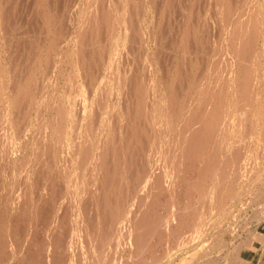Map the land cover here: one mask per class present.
Returning a JSON list of instances; mask_svg holds the SVG:
<instances>
[{
  "label": "bare ground",
  "instance_id": "6f19581e",
  "mask_svg": "<svg viewBox=\"0 0 264 264\" xmlns=\"http://www.w3.org/2000/svg\"><path fill=\"white\" fill-rule=\"evenodd\" d=\"M71 1L69 2L71 3ZM134 1L135 0H86L84 8H78L76 10V14L74 15L75 20L74 17L72 18V20L78 22L79 25L77 31L72 35L76 46V53H81V48L84 47H81V45L86 42V32H90L92 29L95 30L97 22L100 24L101 21V24H103L104 27L106 41L111 45V47H109L111 52L108 51L109 55H107L111 60L108 64L112 65L114 55L119 53V43H121V41H126L125 37L129 35L132 30L131 28L136 22L140 24L141 21L145 19V14L147 17H150L152 13V11H150L151 9L149 12L147 10L145 12L144 4L140 6V13L132 12L131 6H133L132 4ZM200 1L201 3L204 2L202 4L203 7L200 8L204 12L203 16L205 22H201L202 19L198 20V18L201 17L199 15L201 12L200 10L196 11L198 6H194L196 4L199 5L200 2L198 0H189V3H187V1V4L185 5L188 7L190 6L188 9L190 10V16H187V18L185 16V20L180 24L182 27L178 25V29L180 28L181 31L177 30L179 31V36L177 37L178 42H175L180 50H178V52H180L179 60L177 59L179 61V67L177 70L179 75L178 80H180V83L184 84L185 88L182 87L181 84L179 87L183 88V91L185 90L186 95L183 96L184 92L180 93L181 88L177 93L178 89L174 90V85L171 86L172 84L170 85L165 78L168 84H164V87H166L167 90H171L163 95L160 94L159 96L157 94L160 86L159 84L157 85L154 83L156 82L155 78L154 81V79L152 80L149 77L145 79L144 77V80L141 81H147L145 86L142 82L135 80V77L132 74V71H135V69L132 68L133 70L129 71L134 79L125 78L120 72L121 70L119 71L117 68L109 65V71L106 70L104 74L101 73L100 77L97 76L99 77L97 83L100 84L102 90L108 88L113 92L119 88V85L125 87V79L128 80L129 84L130 81H133L131 83L132 85L130 84V89L127 88L128 92H126L127 94L125 96L121 95L124 94V91H122L123 93H121L120 96L116 91V96L113 94L114 97H110V100L108 99L107 101L108 97L106 98L104 95H100V88H98L100 90H98L97 95L93 96V92L91 94V91L89 93L86 92L85 95V89L83 90V87L77 84L73 85L72 82L70 87H65L66 90L62 93L64 96L62 94L55 96L57 89H54L56 93L52 94L49 99L48 97H42L41 95L39 98V104L37 103L38 100L34 102L35 110L39 111V114H37L35 119V126L39 127L35 128L39 129L40 135H42L41 132L46 130L45 134L42 135V138L46 142L43 144V142L40 141L43 145L39 148V151H37V148L34 153L32 152L33 157L31 159L33 160L37 157L36 159L39 158L38 162L44 159L46 164L50 163L52 164V168L56 169L55 172L58 174H55L53 175L54 177H52V179H55L53 181L56 184V188L55 184L51 183L56 192L51 195V191L49 196L46 192L47 190H45V193L48 194L49 198H51V196L54 197L51 198L49 206H45L43 201L42 203L44 206H38L37 203L39 202L37 201H40L44 196H41V192V198L39 199L33 194L35 192V185L33 186V189H31L30 175L32 174L30 170L27 169L26 171L24 169V164L22 165V170L24 169V180L21 183L22 186L19 187V190H15V196L9 200V203L16 209L14 211L16 212V215H11L10 213L5 212V209L0 211V264H2V261H4L3 264H13V261L10 262L7 258L8 256L5 253V247H8V250L11 249L19 253V255L17 254L19 257L18 264H169L165 261L166 254L172 252L173 249L178 251L187 243L193 241L194 238L196 239V237H200L202 231L207 227H203L204 222L212 219L211 215L213 212L215 214L220 213V211L225 208L229 201V195L232 197L236 188L242 189L240 181L244 182V177L245 179H248V176L254 178L253 175L251 176L252 171L255 170V163L252 164L254 161L252 153L254 152L257 154L256 156H259L264 148V102L261 103V98H264V0ZM70 3L68 4L71 6ZM166 3H169L166 5V7H168L171 2L168 1ZM158 4H156V7H158ZM33 7L34 6L32 5V8ZM50 7L52 8V6ZM177 7H179V5ZM39 8L38 11H40ZM10 11L9 13L11 15ZM38 11H36V13ZM178 12L180 13L182 11H177V13ZM9 13L7 15H9ZM132 13L134 16H131ZM183 13H181L182 17L184 15ZM193 13L195 15L197 14L195 20L199 22L194 20L193 16L195 15ZM55 16L57 15L55 14ZM67 17L69 16L67 15ZM182 17H180L179 22H181ZM43 19L45 20V17ZM57 19L55 17V20ZM65 19L70 20L69 18ZM65 19H63L64 22L66 21ZM149 19L151 22L153 18ZM2 20L3 19L0 18V21ZM31 20L32 22L34 21L33 19ZM6 21L5 23L8 22ZM40 21L41 20H39V22ZM5 23L2 22L3 25H1L5 27ZM59 23L56 24L59 26ZM148 27L150 28V26ZM37 28L35 27V29ZM66 28L68 27L66 26ZM164 28H162V30H165ZM41 29L40 32L44 30L42 29L41 31ZM156 29L157 31L159 30V28ZM149 30H151V28ZM30 31L27 34L31 33ZM57 32L58 28L56 33ZM2 34L5 35L6 33L3 32ZM60 35H62V33H60ZM89 35L90 33L88 36ZM91 36H93V33ZM135 36L138 38L139 35ZM29 38V42H31V37ZM102 38L104 39L103 36ZM128 38H130V36ZM40 39H42V37ZM200 40H205L206 44H209L210 40L211 42L209 44V49L208 45L206 46L207 48L205 47L207 51L202 47L204 51L201 50L205 54H203L204 57L202 56V59L199 62L196 60L198 58L197 55L194 58L191 56L193 53L191 50H193L197 41ZM88 41L91 40L89 39ZM134 41L138 43V40ZM167 41L169 40L167 39ZM40 42L41 40L39 43ZM46 42L48 41L46 40ZM95 42H97V40ZM160 42L163 43L161 40ZM22 43L23 46L26 44L23 41ZM128 43H130V41H128ZM175 43L172 42V44ZM46 44L47 43H45V45ZM5 46H7V44ZM25 47L27 46L25 45ZM25 47L24 49H26ZM51 47L53 48V46ZM78 47L80 48L78 49ZM165 47H167V45ZM67 48L69 47L67 46ZM4 50L6 51V49ZM87 50L90 49H86V52ZM174 50L177 49L174 48ZM12 51L13 50H11V52ZM29 51H31V49ZM128 51L130 52V50ZM31 52H34V50ZM96 52L95 49L94 54ZM99 52L100 51L98 50V53ZM171 52L173 53V51ZM143 53H145V50ZM121 54H123L122 50ZM99 55L102 54L99 53ZM156 55L157 53L155 54V58ZM164 55L166 57V54ZM30 56H32V54ZM126 56L128 57V55ZM171 56L172 55L168 58L173 60L174 55ZM35 58L37 59V57ZM96 59H98V57ZM148 59L151 58L149 57ZM49 60L51 59L49 58ZM49 60L47 61L49 62ZM123 60L125 62L126 59ZM131 61L133 60L131 59ZM149 61L151 63L154 60ZM167 61H170V59ZM193 61L196 65L199 66L200 64V66H202L201 70L199 69L198 76L194 80H191V77L188 78V74H192V68L195 69L194 65H192L193 67L191 66ZM84 62L86 61L84 60ZM100 62L97 64L100 65ZM124 62H121V64L123 63L122 65H125ZM84 64L86 65V63ZM11 65L13 66L12 63ZM50 65L52 66V64ZM127 65L128 64L126 63V66ZM74 66L75 69L77 68L74 72L75 75H73L75 76V79L85 74L84 71L81 70L82 68L79 59L74 61ZM2 67L0 68L2 69ZM25 67L27 68V66ZM133 67L135 66L133 65ZM99 68H101V65ZM48 70L50 71V69H47V73L49 74ZM92 70H95V68ZM126 70L128 71L127 68ZM9 71H11V69H9ZM163 71L161 70V72ZM197 71L198 70L194 73L197 74ZM137 72L136 74H138ZM164 72L168 73L170 71ZM55 74L53 75L56 77ZM0 76L1 78H4L2 72ZM22 76L20 75V77ZM73 76L72 80L74 79ZM112 76H116V79L113 77V79H115L114 82L111 81ZM138 76L136 78H139ZM50 77H52V75ZM164 77L161 78V81ZM39 78L38 75V79ZM43 78H45V73ZM75 79L74 82L76 83ZM85 79V75H83L82 80L87 81ZM169 79L171 78L169 77ZM13 80H15L14 77ZM230 80H232V87L230 86ZM46 81L48 86L50 85V82H53L51 79ZM166 81L163 80L164 83H166ZM175 81L174 83H179ZM63 83L61 84L63 85ZM46 85V83L43 84L44 87H46ZM29 86L26 83L23 86H19V81H15V85H12L10 95L14 96L15 93L18 92L16 96L20 94H27L30 96L31 91L28 92ZM41 86L42 84L40 83L37 86L38 88L35 89L40 92ZM4 90L5 86L0 83V96L4 94ZM40 94L42 93L40 92ZM71 94H74V100L72 99ZM179 94L181 95L178 96ZM16 96L13 97V105L17 104V101L15 100ZM4 98L6 99V97ZM8 101L10 102V100ZM90 103H95L96 107L93 108L91 105L92 107L90 109ZM20 104L22 105V103ZM24 104H26V102ZM2 107L5 108L4 105H2ZM21 107L26 108V106ZM3 108H1V110H3L2 113L4 112ZM25 108L21 109L22 111L20 110L22 115L29 110V107L26 111ZM43 108L53 110V113L51 117L49 116L48 120L41 117L42 113L40 114V110H43ZM51 110H49V112ZM29 112L30 111H28V113ZM16 113L17 112L15 111V114ZM20 115L21 114H19V116ZM38 115L40 120H37ZM0 125L2 126V129H4L6 123L4 122L3 117H0ZM19 129H21V127H19ZM4 130L3 132H5ZM2 142L4 143L3 145L6 146V144H9V139L7 140L3 138ZM30 142L33 143V141ZM5 149H7V146ZM3 151L1 152L4 153ZM8 154L11 155V153ZM6 155L5 157H7ZM25 158L24 160H26ZM21 162L25 163L23 160ZM74 165H77L78 167V170H76L75 173L70 171ZM259 165L256 167H259ZM20 167L21 166L19 165L18 169H21ZM39 169L41 170L40 167L38 170ZM231 169L234 170V174H227V171ZM55 172H53V174ZM36 173H38V171ZM49 175L50 174L48 173L47 176ZM21 176L23 175L21 174ZM49 180L51 181V178ZM41 185L39 187L40 191L43 190L42 186H44ZM45 188L47 189V187ZM32 190H34V192ZM13 235H18L20 240L12 241ZM156 237L158 241L154 240ZM160 245L163 246V248ZM159 247L162 248L161 251H158L160 249ZM250 247L251 246L247 248L250 249ZM157 248L159 249L156 251L155 249ZM151 249L154 253L152 252L153 254H151V256H145L147 251L150 252ZM237 249L238 248L234 250ZM160 252L163 253L162 256L164 257L158 256L160 255ZM177 264L187 263L180 260Z\"/></svg>",
  "mask_w": 264,
  "mask_h": 264
},
{
  "label": "rangeland",
  "instance_id": "374dc122",
  "mask_svg": "<svg viewBox=\"0 0 264 264\" xmlns=\"http://www.w3.org/2000/svg\"><path fill=\"white\" fill-rule=\"evenodd\" d=\"M21 1V2H20ZM32 1L33 0H0V11H1V19H3L2 21H0V52H3L0 53V67H2V69L0 68V75H1V72L3 73V77L4 78H1L0 76V80L1 84H3L5 86V90H4V94L2 96H0V117H3V120L4 122L6 123V125L4 126V129H2V126L0 125V211L4 210L5 212L7 213H10L11 215H16L14 212L16 209L13 205H11L9 203V200H11L14 196H15V190H19L22 186V182H23V177H24V174H23V171L24 169L27 171L30 170L31 174L30 175V182H31V185H32V188L33 189V186H34V190H32L34 193V195L36 197H38L39 199L41 198L40 197V194L41 196L45 199V202H44V199L41 198L40 201H37L39 203H37V205H43V203H45V206H49L50 205V201H51V198L54 197V196H51V198H49L50 196V193L51 195H53L56 190L54 191V189L56 188V184L53 180H55L54 178L52 179V177H54L53 175L55 174H58L56 173V169L55 168H52V164L50 163H45L44 162V159H42L40 162H38L39 158L36 159H31L33 156V153L36 151H39V148L46 142L43 138H42V135L45 134V131L44 132H41L42 135H40L39 133V129H36L38 128L37 126H35V119H36V116L37 114H39L38 112L39 111H36L35 110V103L37 100V103L39 104V98L43 96H46L48 97V99L51 97L52 94H55L56 92V95L55 96H58L59 94L61 95L62 93H64V91L66 90L65 87H70L72 85V82H73V85L77 84L81 87H83V90L85 89V95H86V92H90L91 91V94L93 92V96L94 95H97L98 93V90H100V84H98V80L99 77L101 76V73L104 74V72L106 70H108V66L111 65V64H108L111 60L109 59L108 55H109V52H111V49L109 47H111V45L108 44V42L106 41V37L104 35V27H103V24H101V21H100V24L99 22H97V26H95V30L92 29L87 32L90 33V35L88 36L89 33L86 32L85 34V44L81 45V53L77 54L76 53V46H75V43H74V38H73V34L74 32L77 31L79 25H78V22L74 21L75 20V17L74 15L76 14V10L78 8H81L83 9L84 6H85V1L86 0H34L33 1V4H32ZM38 1V3H37ZM40 1V2H39ZM43 1V2H42ZM57 4H56V2ZM71 1V3L69 2ZM144 1V2H143ZM154 1V2H153ZM164 1V2H163ZM135 0L134 3L132 4L133 6H131V10L132 12H136V13H140V6H142L143 4L145 5L144 6V9H145V12L146 10L149 12L152 11L150 17H147L146 14H145V19L141 21V23H137L133 25V27L131 28L133 30L130 31L129 35H127V37H125V40L124 42L121 41V43H119V53L117 55H114V59L112 60V65L114 68H117L124 76L125 78H133L135 77V80H137L138 82H142V84H144L146 86V82L147 81H141V80H144V77L145 79H147L148 77L151 78L152 80L155 78L156 79V82H154L155 84H159V91H158V94L160 96L167 93L168 91H170L171 89L167 90L166 87H164V84H172L171 86H173L174 90H177V93L178 91H180V88L179 85L181 84L182 87L185 88L184 84L180 83V80H178V67H179V54L180 52H178L179 48H178V45L177 43L175 42H178V36H179V31H181V29L179 28L178 29V25H180L185 19V16L187 18V16H190L189 14V7L185 4L189 3V0ZM170 1V6L168 5V7H166L167 4L169 3H166ZM188 1V2H187ZM200 2V6L199 5H194V6H198V10H200L201 14H199L201 17L198 18L199 19H202L201 22H205V19H204V16H203V10L201 9L203 7V0L201 3L200 0H198ZM15 2V3H14ZM52 2V3H51ZM61 2V3H60ZM79 2V3H78ZM84 2V4H83ZM147 4H146V3ZM149 2V3H148ZM158 2V3H156ZM162 2V3H161ZM178 2V3H177ZM187 2V3H186ZM10 3V4H9ZM18 3V5H17ZM20 3V4H19ZM37 3V4H36ZM40 3V4H39ZM51 3V4H50ZM70 3L71 6L68 4ZM12 4V5H11ZM41 6H39V5ZM45 4V6H44ZM83 4V6H82ZM106 4V3H105ZM104 4V5H105ZM155 4V5H154ZM158 4V7H156ZM191 4V3H190ZM189 4V5H190ZM10 5V6H9ZM32 5L34 6L32 8ZM37 5H38V8L40 11H38V8H37ZM58 5V6H57ZM68 5V6H66ZM160 5V6H159ZM173 5V6H172ZM179 5V7H177ZM186 7H185V6ZM12 6V7H11ZM36 6V7H35ZM47 6V7H46ZM52 6V8L50 7ZM60 6V8H59ZM184 6V7H183ZM134 7V8H133ZM149 7V8H148ZM177 7V8H176ZM201 7V8H200ZM35 8V9H34ZM43 8V9H42ZM57 8V9H56ZM73 8V9H72ZM76 8V9H75ZM165 8V10H164ZM175 8V9H174ZM179 8V10H178ZM186 8V9H184ZM11 9V11H10ZM56 9V10H54ZM69 11H68V10ZM75 9V10H74ZM101 9V8H100ZM182 9V10H181ZM5 12H4V11ZM16 10V11H15ZM35 12H34V11ZM47 10V11H46ZM61 10V11H60ZM66 10V11H65ZM134 10V11H133ZM157 10V11H156ZM163 10V11H162ZM168 10V11H167ZM9 11L11 12V15L9 13ZM36 11H38L36 13ZM57 11V12H55ZM72 11V12H71ZM138 11V12H137ZM162 11V12H161ZM173 11V12H172ZM177 11H182V12H178ZM184 11V13H183ZM195 11V10H193ZM9 15H7L8 13ZM14 12V13H13ZM16 12V13H15ZM34 12V13H33ZM59 12V13H58ZM63 12V13H62ZM74 12V13H73ZM4 13V14H3ZM43 13V14H42ZM71 15H69V14ZM165 13V14H164ZM183 13V17H182V14ZM39 16H37V15ZM53 14V15H52ZM55 14L57 16H55ZM98 14H99V11H98ZM155 14V15H154ZM180 14V15H179ZM194 14V13H193ZM5 15V16H4ZM35 17H34V16ZM59 15V17H58ZM66 15V16H65ZM67 15L69 17H67ZM178 15V16H177ZM195 15V14H194ZM197 15V14H196ZM196 15L193 16L194 20L196 19ZM71 16V17H70ZM131 16H134L133 13ZM165 16V17H164ZM169 16V17H168ZM181 18V22L180 21V17ZM203 16V18H202ZM3 17V18H2ZM40 17H45V20L43 18H40ZM55 17L57 20H55ZM74 17V20H72V18ZM175 17V19H174ZM178 17H179V21H178ZM11 18V19H10ZM16 18V19H15ZM40 18V19H39ZM65 18H69L70 20H67ZM149 18H153L152 21L150 22V19ZM157 18V19H156ZM171 18V19H170ZM33 19L34 21L32 22ZM53 19V20H52ZM65 19L66 21L64 22ZM160 19V20H159ZM8 22H7V21ZM13 20V21H12ZM39 20H41L39 22ZM61 20V21H60ZM168 20V21H167ZM176 20V21H175ZM5 21L7 23H5ZM12 21V22H11ZM38 21V22H36ZM45 21V22H44ZM56 21V22H55ZM73 21V22H72ZM157 21V22H156ZM163 21V22H162ZM178 21V23H177ZM196 22H199L197 20H195ZM2 22H4V26L3 27L2 25ZM35 22V23H34ZM44 22V23H43ZM55 22V23H54ZM60 22V23H59ZM63 22V23H62ZM103 22V21H102ZM41 23V24H40ZM54 23V24H53ZM56 23H59V26L58 24ZM73 23V25H72ZM148 23V24H147ZM155 23V24H154ZM163 23V24H161ZM2 24V25H1ZM20 24V26H19ZM46 26H44V25ZM62 24V25H61ZM38 25V26H37ZM41 27H40V26ZM43 25V27H42ZM56 25V26H55ZM164 25V26H163ZM169 25V26H168ZM58 26V27H57ZM61 26H62V30H61ZM66 26L68 28H66ZM102 26V27H101ZM150 26L151 30H149L150 28L148 27ZM160 26V27H159ZM172 26V27H170ZM3 27V28H1ZM35 27L37 29H35ZM47 27V28H45ZM60 27V29H59ZM121 27V26H120ZM164 28L165 30H162V28ZM180 27H182L180 25ZM9 28V29H8ZM44 29L42 31V29ZM57 28H58V32L56 33L57 31ZM65 28H66V31H65ZM76 28V30H75ZM98 28V29H97ZM147 28V29H146ZM149 28V29H148ZM156 28H159V30L157 31ZM167 28V29H166ZM40 29L42 32H40ZM55 29V30H54ZM136 29V30H135ZM141 29V30H140ZM161 29V31H160ZM31 30V31H30ZM39 30V31H38ZM50 30V31H49ZM64 30V32H63ZM139 32H138V31ZM153 30V31H152ZM179 30V31H177ZM9 31V32H8ZM31 32L29 34H27L28 32ZM35 31V32H34ZM61 31V32H59ZM123 31V29H122ZM138 33H137V32ZM149 31V33H148ZM157 31V33L155 34V32ZM211 31V29H210ZM6 33L5 35L2 34V33ZM9 34H8V33ZM44 32V33H43ZM66 32V33H65ZM69 32V33H68ZM71 32V34H70ZM93 33V36H91V34ZM99 32V33H98ZM101 32H102V35H101ZM136 32V33H135ZM141 32V33H140ZM150 32H151V37H150ZM153 32V33H152ZM165 32V33H164ZM18 35H16V34ZM35 33V34H34ZM38 33V34H37ZM43 35H42V34ZM55 33V34H54ZM60 33H62V35H60ZM65 33V34H64ZM133 33V35H132ZM145 33V34H144ZM172 33V34H171ZM40 34H41V37L43 39H40ZM45 34V35H44ZM139 35L138 38L135 36V35ZM141 34V35H140ZM159 34V35H158ZM175 34V35H174ZM177 34V35H176ZM3 35V36H2ZM20 35V36H19ZM27 37H25V36ZM146 35V36H145ZM166 36V37H162V36ZM170 35V36H169ZM173 35V36H172ZM17 36V37H16ZM62 36V38H61ZM95 36V37H94ZM102 36L104 37V39L102 38ZM130 36V38H128ZM154 36V38H153ZM159 36V37H158ZM168 36V38H167ZM8 39H7V38ZM31 37V42L30 41V38ZM56 37V38H55ZM64 37V38H63ZM89 37V38H88ZM92 39H91V38ZM133 37V38H132ZM162 37V38H161ZM172 37V38H170ZM176 37V38H175ZM202 37V36H201ZM6 38V39H5ZM20 38V40H19ZM48 38V39H47ZM73 38V39H72ZM97 38V39H96ZM143 39V42H142V39ZM158 38V39H157ZM174 38V39H173ZM27 41H25V40ZM55 39V40H54ZM66 39V40H65ZM72 39V40H71ZM91 40V41H88V40ZM138 40L136 43L134 40ZM147 39V40H146ZM165 42H164V40ZM167 39L169 41H167ZM171 39V40H170ZM5 40V41H4ZM41 40V42L39 43V41ZM46 40L49 42V45H48V42H46ZM62 40V41H61ZM97 40V42L95 41ZM140 40H141V43H140ZM155 40V41H154ZM160 40L164 43H161ZM173 40V41H172ZM175 40V41H174ZM198 40V39H197ZM206 40V39H205ZM205 40H200V41H197V44L193 47V50H191V52H193L191 54V56L194 58L196 57L197 55V61L200 62V60L202 59V56L203 54H205L203 51V49L206 50V46L208 45V49H209V44L211 42V40L209 41V44L205 42ZM23 42H25L26 46L28 47H25V45L23 46ZM36 41V42H35ZM52 41V42H51ZM59 41V42H58ZM88 41V42H87ZM128 41H130V43H128ZM29 42V43H27ZM47 43L45 45V43ZM69 42V43H68ZM95 42V43H94ZM158 42H159V45H158ZM175 43V44H172ZM199 42V43H198ZM16 43V44H15ZM20 43H21V46H20ZM39 43V44H38ZM43 43V44H41ZM55 43V44H54ZM68 43V44H67ZM89 43V44H88ZM152 43V44H151ZM156 43H157V46H156ZM170 43V44H169ZM205 43V44H204ZM7 44V46H5ZM18 44V45H17ZM71 44V45H70ZM88 44V45H87ZM98 46H97V45ZM101 44V45H100ZM128 44V45H127ZM167 47H165L166 45ZM204 44V45H203ZM31 45V46H29ZM34 45V46H33ZM43 45V46H42ZM62 45V46H61ZM65 45V46H64ZM87 45V46H86ZM93 45V46H92ZM106 45V46H104ZM108 45V46H107ZM124 45V46H123ZM131 45V46H130ZM143 45V46H141ZM150 45V46H149ZM155 45V46H154ZM16 46V48H15ZM20 49H19V47ZM53 46V48L51 47ZM67 46L69 48H67ZM96 46V47H94ZM127 46V47H126ZM160 46V48H159ZM170 46V47H169ZM198 46V47H196ZM5 47V48H4ZM23 47V48H22ZM24 47L26 49H24ZM31 47V48H30ZM44 47V48H43ZM49 47V48H48ZM57 47V48H56ZM107 47V48H106ZM133 47V49H132ZM144 47V48H143ZM165 47V48H164ZM169 47V49H168ZM203 47V49H202ZM206 47V48H205ZM22 48V49H21ZM63 50H62V49ZM67 48V49H66ZM80 47H78L79 49ZM106 48V49H105ZM121 48V49H120ZM124 48V49H123ZM128 48V49H127ZM173 48V49H172ZM174 48H176L177 50H174ZM196 48V50H195ZM198 48V49H197ZM258 48V47H257ZM6 49V51L4 50ZM10 49V50H9ZM19 49V50H18ZM31 49V51L34 50V52H31L29 51ZM75 51H74V50ZM86 49H90V50H87L86 52ZM95 49H96V53L95 54H98V55H95L94 52H95ZM141 49V50H140ZM149 49V50H148ZM159 49V51H158ZM167 49V50H166ZM203 51H202V50ZM11 50H13L11 52ZM66 50V51H65ZM84 50V51H83ZM98 50L100 51L99 53L102 54V55H99L98 53ZM121 50H122V53L121 54ZM130 50V52L128 51ZM145 50V53H143ZM162 50V51H161ZM17 51V52H16ZM19 51V52H18ZM37 51V52H36ZM39 51V52H38ZM61 51V52H60ZM65 51V52H64ZM133 51V52H132ZM142 51V52H141ZM170 51V52H169ZM173 51V53L171 52ZM180 51V50H179ZM199 51V53H198ZM10 52V53H9ZM63 52V53H62ZM86 52V53H84ZM137 52V53H136ZM157 53L156 55V58H155V54ZM163 52V53H162ZM165 52V53H164ZM167 52V53H166ZM177 52V53H176ZM15 53V54H14ZM28 53V54H27ZM52 55H50V54ZM55 53V54H54ZM61 53V55H60ZM131 53V54H130ZM170 53V54H169ZM176 53V54H175ZM195 53V54H194ZM197 53V54H196ZM8 54V55H7ZM10 54V55H9ZM32 54V56H30ZM45 54V55H44ZM57 54V55H56ZM59 54V55H58ZM77 54V55H75ZM93 54V55H92ZM108 54V55H107ZM130 54V55H129ZM137 56H135V55ZM142 54V55H141ZM146 54V55H145ZM166 54V57L165 55ZM200 54V55H198ZM6 55V56H5ZM22 55V56H21ZM35 55V56H34ZM40 55V56H39ZM50 55V56H49ZM54 55V56H53ZM65 55V56H64ZM95 55V56H94ZM128 55V57L126 56ZM140 55V56H139ZM163 55V56H162ZM170 55H174L173 56V60L171 58H168L170 57ZM178 55V56H177ZM56 56V57H55ZM68 56V57H67ZM77 56V57H76ZM80 56V57H78ZM88 56V57H86ZM111 56V54H110ZM148 56V57H147ZM171 56V57H172ZM176 56V57H175ZM37 57V59L35 58ZM92 57V58H91ZM93 57H98V59L96 58H93ZM117 57V58H116ZM125 57V58H124ZM135 59H134V58ZM145 57V58H144ZM147 57V58H146ZM151 58V59H148V58ZM163 57V58H162ZM191 57V58H192ZM204 57V56H203ZM6 58V59H5ZM14 58V59H13ZM23 58V59H21ZM49 58L51 60H49ZM66 58V60H65ZM74 58V59H73ZM87 58V59H86ZM105 58V59H104ZM128 58V59H127ZM155 58V59H154ZM56 59V61H55ZM79 59V63L81 65V70L84 71L85 74V80L87 81H83L82 80V76L78 77V78H74L75 75L74 72L76 71L75 69V66H74V61H77ZM86 62H84V60ZM97 61H96V60ZM101 59V60H99ZM109 59V60H108ZM123 59H126L125 62ZM131 59L133 61H131ZM140 59H143V60H140ZM146 59V60H145ZM159 59V60H158ZM164 59V60H163ZM170 61H167L169 60ZM178 59V60H177ZM3 60V62H2ZM22 60V62H21ZM34 60V61H33ZM49 60V62L47 61ZM65 60V61H63ZM83 60V61H82ZM88 60V61H87ZM124 62L125 65H122L121 62ZM128 60V62H127ZM130 60V61H129ZM140 62H139V61ZM145 60V61H144ZM149 60H154L150 63V61L148 62ZM163 60V61H161ZM166 60V62H165ZM172 60V61H171ZM175 60V61H174ZM37 61V62H36ZM42 61V62H41ZM64 63H63V62ZM68 61V62H67ZM72 61V62H71ZM90 61V62H89ZM92 61V62H91ZM100 62V65H101V68L99 64ZM105 61V62H104ZM138 61V62H136ZM160 61V62H158ZM2 62V63H1ZM7 62V63H6ZM57 64H56V63ZM60 65H59V63ZM62 62V64H61ZM70 62V63H69ZM147 62V63H146ZM172 62V63H171ZM262 62V61H261ZM11 63L13 64V66L11 65ZM29 63V65H28ZM52 64V66L50 64ZM86 63V65L84 64ZM98 63V64H97ZM126 63L128 64L126 66ZM140 65H138V64ZM174 63V64H173ZM41 64V65H40ZM55 64V65H54ZM84 64V65H83ZM91 64V65H90ZM152 64V66H151ZM178 64V65H177ZM49 65V67H48ZM57 65V66H56ZM67 65V66H66ZM70 65V66H69ZM90 65V66H89ZM93 65V66H92ZM97 67H95V66ZM118 65V66H117ZM121 67H120V66ZM133 65L135 67H133ZM148 65V66H147ZM159 65H166V66H159ZM174 65V66H172ZM194 65L195 69L192 68L193 72L192 74H188V78H190L191 80H194L197 76H198V72L201 70V66L199 64L196 65V63L193 61L191 66ZM10 66V68H9ZM23 66V67H22ZM27 66V68L25 67ZM45 66V67H44ZM65 66V67H64ZM103 66V67H102ZM129 66V67H128ZM159 66V67H158ZM169 66V68H168ZM176 66V67H175ZM31 67V68H30ZM43 67V68H42ZM48 67V68H47ZM55 67V68H53ZM59 67V68H58ZM86 70H85V68ZM106 69H105V68ZM139 67V69H138ZM165 69H163V68ZM193 67V66H192ZM25 68V69H24ZM46 68V69H45ZM70 68V69H69ZM95 70H92L94 69ZM99 68V69H97ZM121 68V69H119ZM126 68L128 69V71L126 70ZM135 69V71L133 69ZM156 68V69H155ZM168 68V69H167ZM9 69H11V71H9ZM22 69V70H21ZM24 69V70H23ZM36 69V70H35ZM47 69H50V71L48 70L49 74L47 73ZM61 69V71H60ZM65 69V70H64ZM105 69V70H104ZM145 69V70H144ZM200 69V70H199ZM16 70V71H15ZM39 70V71H38ZM46 70V71H45ZM56 70V71H55ZM60 72H59V71ZM133 70L132 74L133 75L131 76V73L129 71ZM144 70V71H143ZM149 70V71H148ZM161 70L163 71H170L168 73H165L164 71L161 72ZM197 71V74L194 73ZM27 71V72H25ZM54 71V72H53ZM63 71V72H62ZM87 71V72H85ZM90 71V72H89ZM95 71V72H94ZM99 71V72H98ZM109 71V70H108ZM107 71V72H108ZM126 71V72H125ZM138 71V72H137ZM141 71V72H140ZM40 72V73H39ZM53 72V73H51ZM67 72V73H66ZM98 74H97V73ZM136 72L139 74H136ZM145 72V73H144ZM153 72V73H152ZM15 73V75H14ZM22 73V74H21ZM44 73H45V78H43L44 76ZM47 73V74H46ZM51 73V74H50ZM57 73V74H55ZM62 73V74H61ZM88 73V74H87ZM90 73V74H89ZM16 74H17V78H16ZM29 74V75H28ZM32 74V75H31ZM36 74V75H35ZM55 74L56 77L53 75ZM60 74V75H59ZM94 74V75H93ZM97 74V75H96ZM150 74V76H149ZM165 74V75H164ZM177 74V75H176ZM20 75H24L22 77H20ZM38 75H39V79H38ZM52 75V77H50ZM87 75V76H86ZM142 75V76H141ZM144 75V76H143ZM152 75V77H151ZM167 75V77H166ZM10 76V77H9ZM31 78H30V77ZM58 76V77H57ZM72 76L73 78L76 80V83L74 82V79L72 80ZM99 76V77H97ZM126 76H130V77H126ZM139 77V78H136V77ZM141 76V77H140ZM165 76V77H164ZM13 77L15 80H13ZM49 77V78H48ZM60 77V78H59ZM88 77V78H87ZM94 77V78H93ZM114 76H112L111 78V81L114 82V80L116 79V76L114 77L115 79H113ZM143 77V78H142ZM164 77L161 81V78ZM169 77L171 79H169ZM177 77V78H176ZM6 78V79H5ZM21 78V79H20ZM30 78V79H29ZM93 78V79H92ZM168 81H166V79ZM49 79H51V81L53 80V82H50L49 86H48V83L46 80L49 81ZM63 79V80H62ZM71 79V80H69ZM96 79V80H94ZM154 79V81H155ZM169 79V80H168ZM176 79V81H175ZM13 80V82H12ZM28 80V81H27ZM35 82H34V81ZM55 80V81H54ZM166 81V83L163 82ZM6 81V82H5ZM15 81H19V86H23L25 83L29 86L31 83V85L29 86V91L30 92V96H28L27 94L26 95H17V93H15L14 96H16L15 100L17 101V104L18 106L21 105L20 103H22L21 106H26L25 107H21V106H17L16 105H13V97L12 95H10V92L12 91V85H15ZM43 81V83H42ZM66 81V82H65ZM96 81V82H95ZM125 83H124V86L126 87V84H127V87H122L121 85H119V88L116 90L117 91V94L120 96L121 93H123L122 91H124V94H121L122 96L126 95L128 92L127 91V88L130 89L131 87V83L133 81H130V84L128 82L127 79L124 80ZM127 81V82H126ZM175 82H179L178 84L174 83ZM232 80H230V86L232 87ZM40 82L42 84L41 86V89H40V92L42 94H40L39 90L37 91L35 88H38L37 86L40 84L38 83ZM57 82V83H55ZM65 82V83H63ZM95 82V83H93ZM161 82V84H160ZM171 82V83H170ZM12 83V84H11ZM30 83V84H29ZM46 83V87L43 86V84ZM63 83V85L61 84ZM88 85H87V84ZM23 84V85H22ZM56 84V85H55ZM97 84V85H96ZM54 85V86H53ZM62 85V86H61ZM68 85V86H66ZM178 85V86H176ZM11 86V88H10ZM33 86V88H32ZM90 86V87H89ZM121 86V87H120ZM7 87V88H6ZM62 87V88H61ZM64 87V88H63ZM95 87V88H94ZM151 87V86H150ZM179 87V88H177ZM46 88V89H44ZM51 92H50V90ZM58 88H61V89H58ZM90 88V89H88ZM93 88V89H92ZM100 88V89H98ZM54 89L56 90V92L54 91ZM97 89V90H96ZM120 89V91H119ZM150 89V88H149ZM166 89V90H165ZM88 90V91H87ZM165 90V91H164ZM36 91V92H35ZM53 91V92H52ZM115 90L112 92L111 90H109L108 88H105V89H101L100 90V95H104V97H108L107 98V101L110 97H114L116 96L115 95ZM45 92V93H44ZM49 92V93H48ZM112 92V93H111ZM160 92V93H159ZM184 92V93H183ZM6 93V95H5ZM9 93V95H8ZM108 93V94H106ZM180 93H183V96L186 95V92L185 90L183 91V88H181V91ZM35 94V95H34ZM39 94V95H38ZM46 94V95H45ZM114 94V96H113ZM64 96V94H62ZM72 95V96H71ZM70 96L72 97V99L74 100L73 98V95L74 94H71ZM181 94H179L178 96H180ZM21 96V97H20ZM25 96V98H24ZM27 96V97H26ZM6 97V99L4 98ZM10 97V99H9ZM20 97V99H19ZM23 97V99H22ZM89 97V96H87ZM92 97V96H90ZM4 98V99H3ZM28 98V99H27ZM32 99V101H31ZM10 100V102L8 101ZM20 100V102H19ZM23 100V101H22ZM28 100V101H27ZM110 100V99H109ZM262 102H264V98L262 97L261 98ZM6 101V102H5ZM22 101V102H21ZM26 102V104H24ZM121 102V101H120ZM31 104V105H30ZM2 105H4L5 108L2 107ZM10 105V106H9ZM12 105V106H11ZM93 106V108L96 107V104L95 103H90L89 107L91 109V107ZM29 107V108H28ZM34 107V108H33ZM1 108L4 109V112L2 113L3 110H1ZM16 108V109H15ZM25 108V111L28 110L30 111L28 113V111H26V115L23 114L22 115V110ZM28 108V109H27ZM5 109H8V110H5ZM11 109V110H10ZM14 109V110H13ZM21 110V111H20ZM49 110L51 109H47V108H43V110H40V114H41V117L42 118H46L47 120L49 119V116L51 117L52 113H53V110H51L49 112ZM264 110V109H263ZM15 111L17 112L15 114ZM6 112V113H5ZM49 114H47V113ZM264 113V111H263ZM6 114V115H5ZM19 114H21L19 116ZM30 116H29V115ZM17 118H15L14 117ZM29 116V117H27ZM19 117V118H18ZM24 117V118H23ZM48 117V118H47ZM264 117V115H263ZM13 118V119H12ZM28 118V119H27ZM10 119V120H9ZM12 119V120H11ZM19 119V120H18ZM22 119H23V122H22ZM26 119V120H25ZM33 120V121H32ZM37 120H40V117L38 115V118ZM263 121H264V118H263ZM19 122V124H18ZM9 125H8V124ZM12 125H11V124ZM26 123V124H25ZM28 123V124H27ZM31 126H30V125ZM8 125V126H7ZM19 125V126H18ZM22 125V126H20ZM25 125V126H24ZM27 125V126H26ZM30 127H29V126ZM264 125V123H263ZM24 126V127H23ZM13 127V128H12ZM16 127V128H15ZM19 127H21V129H19ZM36 127V128H35ZM25 128V129H24ZM30 132H29V130ZM34 128V129H33ZM9 129V130H8ZM20 131H19V130ZM3 130L5 132H3ZM11 130V131H10ZM28 130V132H27ZM2 131V133H1ZM10 132V133H9ZM15 132V133H14ZM17 133V134H16ZM19 133H22V134H19ZM36 134V135H35ZM2 135H5V136H2ZM7 135V137H6ZM9 135V136H8ZM5 139H9V144H6L7 146V149L5 145H3L4 143L2 142L3 141V138ZM39 137V138H37ZM12 138V140H11ZM37 138V139H36ZM41 139V140H40ZM43 140V141H42ZM30 141H33L30 142ZM43 142V144L41 142ZM19 142V143H18ZM26 142V143H25ZM17 143V144H16ZM36 143V144H35ZM26 144V145H25ZM32 144V145H31ZM40 144V145H39ZM17 145V146H16ZM24 147H23V146ZM38 147H37V146ZM5 146V147H4ZM22 146V147H21ZM35 146V147H34ZM15 147V148H14ZM32 147V148H31ZM19 148V149H18ZM5 149V150H4ZM11 149V150H10ZM23 149V150H22ZM256 149V148H254ZM4 150V151H3ZM9 150V151H7ZM20 150V151H19ZM1 151H3L4 153H2ZM12 151V152H11ZM14 152V153H13ZM33 152V153H32ZM258 152V151H257ZM2 153V154H1ZM8 153H11L8 154ZM19 153V154H18ZM30 153V154H29ZM8 154V155H6ZM24 154V156H23ZM253 154V163L254 164V167H255V170L252 171L251 173V176L253 175V177L255 178H252L250 176H248V179H245L244 177V182L243 181H240L241 183V188L242 189H238L236 188V191L232 194V198L230 195H229V201L227 203V205L225 206V208H223L220 213H212V219L208 220V221H205L204 222V226H207L205 227V229L202 231L200 237H196V239L194 238L193 241L187 243L183 248L179 249L178 251L173 249L172 252H169L166 254L165 256V261L167 263L170 264H177L181 261H185L187 264H264V148H263V151L261 153V155L259 156H256L257 154H255L254 152L252 153ZM3 155V156H2ZM5 155L7 157H5ZM10 156V157H9ZM12 156V157H11ZM26 160H24V158ZM258 157V158H257ZM262 157V158H261ZM13 158V159H12ZM262 159V160H261ZM23 160V162L25 163H22L21 161ZM259 160V162H258ZM29 161V162H28ZM32 161V162H31ZM263 161V162H262ZM43 162V163H42ZM232 162V161H231ZM19 163V164H18ZM233 163V162H232ZM231 163V164H232ZM260 165H259V164ZM24 164V169L22 170V165ZM29 164V166H28ZM19 165L21 166L20 168L21 169H18ZM37 165V166H36ZM39 165V166H38ZM44 165V166H43ZM259 167H256L258 166ZM27 166V167H26ZM33 166V167H32ZM48 166V167H47ZM263 166V167H262ZM30 167V169H29ZM41 168V172L38 170V168ZM61 167V166H60ZM49 168V169H47ZM74 168V169H73ZM62 169H63V165H62ZM55 172L53 174V172ZM78 170V167L77 165H74L72 166V168L70 169V171L74 172ZM13 171V172H12ZM38 171V173H36ZM231 171V172H230ZM40 172V173H39ZM234 170H228L227 171V174L229 175H232L234 174L233 173ZM256 172V173H255ZM13 173V174H12ZM19 173V174H18ZM26 173V172H25ZM36 173V174H35ZM48 173L50 174L49 176ZM255 173V174H254ZM260 173V174H259ZM21 174L23 176H21ZM35 174V175H34ZM41 174V175H40ZM9 175V176H8ZM34 176V177H33ZM41 176V177H39ZM44 177V178H43ZM46 178V180H45ZM51 178V181L49 180ZM260 178V179H259ZM34 180V181H33ZM37 182H36V181ZM42 181V183H41ZM53 181V182H52ZM253 182V183H252ZM52 184H55V188L53 187ZM244 183V184H243ZM20 184V186H19ZM44 186H42V185ZM47 184V185H46ZM48 184H49V187H48ZM40 185L42 186L43 190L40 191L39 190V187ZM248 185V186H246ZM15 188H14V187ZM47 187V189L45 188ZM50 188V189H48ZM246 188V189H245ZM53 189V190H52ZM45 190H47L45 193ZM49 190V192H48ZM234 195V196H233ZM238 195V196H236ZM260 195V196H259ZM47 196V197H45ZM232 198V199H231ZM232 201H231V200ZM43 201V203H42ZM47 202V204H46ZM58 202V200H57ZM4 203V204H3ZM231 204V205H230ZM230 205V206H229ZM259 205V206H258ZM9 206V207H8ZM261 206V207H260ZM3 207V208H2ZM229 207V208H228ZM240 208V209H239ZM7 209V210H6ZM158 210V209H157ZM160 210V208H159ZM229 212V213H228ZM246 212V213H245ZM223 215V216H222ZM228 216V217H227ZM260 217V218H259ZM228 218V219H227ZM218 221H216V220ZM226 219V220H225ZM234 219V220H233ZM245 221V222H244ZM212 222V223H211ZM211 223V224H210ZM230 225H229V224ZM226 225V226H225ZM209 227V228H208ZM207 228V229H206ZM218 229V230H217ZM223 229V230H222ZM235 230V231H234ZM217 231V232H216ZM210 232V233H209ZM215 232V233H214ZM207 233V234H206ZM254 233V234H253ZM259 233V234H258ZM206 234V236H205ZM211 235V236H210ZM213 235V236H212ZM217 235V236H216ZM17 236V237H16ZM209 236V238H208ZM207 237V238H206ZM212 237V238H211ZM18 238V239H17ZM211 239V240H210ZM19 236L18 235H13L12 236V241H19ZM154 240L158 241L157 237L154 238ZM204 240V241H203ZM248 242H247V241ZM251 241V242H250ZM196 242V243H195ZM225 242V243H224ZM228 242V243H227ZM206 244V245H205ZM216 244V245H215ZM218 245V246H217ZM161 246V245H160ZM198 246V247H197ZM227 246V247H226ZM250 247L247 248V247ZM163 248V246H161ZM220 247V248H219ZM253 247V248H252ZM5 253L7 254V258L8 260L11 262L13 261V264H18V261H19V253L17 251H13L11 249L8 250V247H5ZM160 248V247H159ZM155 249L156 251L159 249ZM160 248L158 251H161ZM238 248L237 250H234ZM206 249V250H204ZM212 249V250H211ZM220 249V251H219ZM228 249V250H227ZM219 251V252H218ZM226 251V252H225ZM229 251V252H228ZM151 252V253H150ZM150 252L147 251V253L145 254V256H151V254H153V250L151 249ZM153 252V253H152ZM182 254H181V253ZM16 255H15V254ZM199 253V254H198ZM201 253V254H200ZM207 253V254H206ZM260 253V254H259ZM18 254V255H17ZM150 254V255H149ZM180 254V255H179ZM13 255V256H12ZM163 253L160 252V257H164L162 256ZM197 255V256H196ZM147 256V257H148ZM179 256V257H178ZM210 256V257H209ZM259 256V258H258ZM12 257V258H11ZM18 257V258H17ZM239 257V258H238ZM262 258V259H261ZM17 259V260H16ZM241 260V261H240ZM15 261V262H14ZM174 261V262H173ZM191 261V263H190ZM202 261V262H201ZM205 261V262H204ZM243 261V262H242ZM4 263V261H2V264Z\"/></svg>",
  "mask_w": 264,
  "mask_h": 264
}]
</instances>
